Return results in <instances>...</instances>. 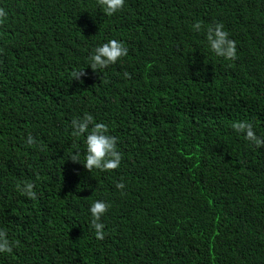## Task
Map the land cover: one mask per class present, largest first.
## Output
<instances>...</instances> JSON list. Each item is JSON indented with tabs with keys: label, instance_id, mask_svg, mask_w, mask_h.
Wrapping results in <instances>:
<instances>
[{
	"label": "trees",
	"instance_id": "obj_1",
	"mask_svg": "<svg viewBox=\"0 0 264 264\" xmlns=\"http://www.w3.org/2000/svg\"><path fill=\"white\" fill-rule=\"evenodd\" d=\"M0 7V227L19 241L0 264H264V148L231 128L264 134V0H126L111 17L96 0ZM197 21L222 22L237 59L215 57ZM108 39L129 54L93 72ZM85 112L119 138L118 169L68 159ZM22 180L35 201L14 191ZM96 199L111 205L104 240L87 227Z\"/></svg>",
	"mask_w": 264,
	"mask_h": 264
},
{
	"label": "clouds",
	"instance_id": "obj_2",
	"mask_svg": "<svg viewBox=\"0 0 264 264\" xmlns=\"http://www.w3.org/2000/svg\"><path fill=\"white\" fill-rule=\"evenodd\" d=\"M126 0H96V6L105 16L111 17L122 11ZM9 18V12L0 7V25ZM194 32L202 33L206 48L218 58L226 61L237 59V44L230 38L222 22H215L207 27L197 21L191 25ZM129 54V49L121 40L108 39L106 42L94 47L87 57V67L93 72H102L111 65L121 61ZM85 75L84 69H77L71 73L73 80H80ZM125 78H130L128 72L124 73ZM71 136L77 139L83 138V154L79 145H72V152L69 158L73 163H80L88 172L98 170L101 173L111 172L121 166L123 154L118 150L119 138L110 134L109 126L104 122H97L92 114L85 112L82 116L74 117L70 122ZM232 130L242 136L249 147L255 149L264 148V134H258L253 122L249 120L235 121L231 124ZM28 148L39 147V142L32 134H28L23 141ZM83 155V161L81 156ZM116 189L124 195L125 183L118 181ZM14 191L20 196L35 201L38 193L35 184L29 180H22L15 183ZM111 205L102 199L93 200L89 207L90 216L87 227L94 232L97 240L105 239L106 225L102 218L109 211ZM19 241L9 238L6 228L0 227V256L11 255Z\"/></svg>",
	"mask_w": 264,
	"mask_h": 264
}]
</instances>
